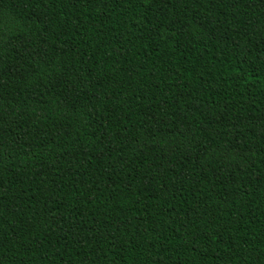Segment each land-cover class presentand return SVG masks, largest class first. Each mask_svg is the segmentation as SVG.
<instances>
[{"label":"trees","instance_id":"1","mask_svg":"<svg viewBox=\"0 0 264 264\" xmlns=\"http://www.w3.org/2000/svg\"><path fill=\"white\" fill-rule=\"evenodd\" d=\"M0 264H264V0H0Z\"/></svg>","mask_w":264,"mask_h":264}]
</instances>
